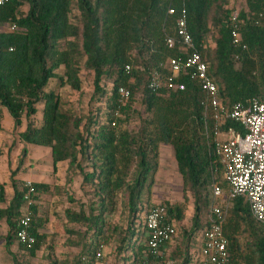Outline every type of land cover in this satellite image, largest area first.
<instances>
[{
    "label": "trees",
    "instance_id": "obj_1",
    "mask_svg": "<svg viewBox=\"0 0 264 264\" xmlns=\"http://www.w3.org/2000/svg\"><path fill=\"white\" fill-rule=\"evenodd\" d=\"M227 4L228 0H186L190 34L216 83L223 109L230 111L235 104L247 105L251 98L264 95V0H246V10L239 13V49L233 45L234 12L224 8ZM182 7V0H9L0 10V131L6 111L15 128L25 122L26 129L20 134L23 144L50 150L55 175L59 164H67V173L82 179L80 189L91 201L88 206L82 203L79 212H69L68 220L86 231L68 233L81 236L82 251L94 258L112 242L110 219L120 196L127 193L132 219L138 218L137 203L151 199L163 145L172 147L184 199L189 200L191 194L195 201L192 230L198 246L200 232L209 226L208 220L205 226L201 219L202 210L209 215L211 186L223 177V167L207 136L208 127L213 137L214 113L203 107L204 94L189 71L175 80L185 85L184 91L148 86L153 72L170 75L169 59L181 54L178 47H167L166 38L177 39ZM170 8L174 15L168 14ZM213 34L211 50L208 38ZM83 62L94 78L93 98L98 105L87 116L65 108L62 95L56 92L65 87L81 91ZM53 81L58 82L56 89L50 87ZM121 87L130 91L129 99L122 100ZM138 92L143 95L142 112L136 104ZM230 129L245 133L239 123L224 119L221 131ZM27 155L23 148L11 175L14 195L10 201L5 186L0 185V223L8 227L5 236L0 234V243L5 242L8 250L18 245L23 254L15 259L16 264H25L26 256L35 257L46 244L48 235L43 230L49 220L40 210V201L43 195L62 189L46 183H32L31 193L26 183L19 188L14 181ZM27 193L30 235L35 240L31 247L17 239ZM161 205L166 208L167 221L177 226L185 220L181 204L166 201ZM152 209L144 216L140 244L134 246L136 264H155L148 255L146 228ZM133 230L131 222L121 241L122 253L131 245ZM224 235L229 241V264H264V226L253 219L245 199L233 201ZM174 239L164 246L157 264L170 260L192 264L194 254L182 257L179 244L170 256L165 254ZM70 245L78 243L74 240Z\"/></svg>",
    "mask_w": 264,
    "mask_h": 264
},
{
    "label": "built area",
    "instance_id": "obj_2",
    "mask_svg": "<svg viewBox=\"0 0 264 264\" xmlns=\"http://www.w3.org/2000/svg\"><path fill=\"white\" fill-rule=\"evenodd\" d=\"M183 1L181 16L177 20V39L166 38V45L170 50L177 47L180 56L169 59L171 74L164 77L153 72L149 81L152 90H158L163 86L168 89L184 91L185 85L176 84L175 80L181 73L191 72L198 82L204 101L202 103L206 111H212L216 124L213 137L207 127V136L213 152L217 155L223 167V177L220 181H214L211 186V206L209 209V226L204 228L197 238L199 250L194 254L192 264H229V241L224 235V224L228 212L234 200L243 198L249 206L253 219L264 226V95L251 98L247 105L235 104L230 111L223 109L218 95V88L213 78L209 75L207 63L197 49L188 28L186 0ZM9 0H0V10ZM175 10L170 8L169 15H174ZM238 15L233 14L231 37L235 48H241L242 38L238 27ZM12 31L16 30L14 25ZM246 50V47L243 48ZM238 59V57H237ZM130 70V67H127ZM122 100L130 97V91L124 87L119 88ZM2 101L0 99V110ZM224 119H230L239 123L244 134L234 129L222 132L221 126ZM225 185V188H224ZM26 188L32 192V183L27 182ZM25 195L27 205L19 220L17 239L31 247L34 238L30 235L32 215L29 211L31 205L30 194ZM166 208L158 204L153 207L146 217V228L149 234L148 255L155 260L163 256V248L177 235V226L165 219ZM165 264H179L175 260Z\"/></svg>",
    "mask_w": 264,
    "mask_h": 264
},
{
    "label": "rangeland",
    "instance_id": "obj_3",
    "mask_svg": "<svg viewBox=\"0 0 264 264\" xmlns=\"http://www.w3.org/2000/svg\"><path fill=\"white\" fill-rule=\"evenodd\" d=\"M225 9L233 10L236 14L246 10V0H228V4L224 6ZM26 12L27 7L23 8ZM215 34L209 36V47L211 50L215 47ZM81 78L82 89L80 92H74L70 87L63 89L57 88L58 82L53 81L50 87L56 89V92L61 94L65 108H72L77 115H91L94 112L96 106L94 104V78L92 74L84 68V62L82 63ZM62 73V72H61ZM142 92L137 93L136 104L139 111H143L142 106ZM42 108L39 107V110ZM41 115V114H40ZM38 121L40 122V117ZM2 134L4 141L0 144V184L5 186L6 200L10 201L14 195L12 190L11 175L17 169L18 162L20 160L19 152L21 154L22 148L19 143V131L20 127L15 128V124L10 123L7 119L2 122ZM172 147L164 145L162 147V155L169 154V150ZM27 158L31 159L29 162L34 164L32 167L31 177L27 181H20L22 176H18L15 179L16 185L21 188L26 182H36L43 174H50L53 169L50 159L46 160V155L41 152L36 153L35 149L28 150ZM172 160L165 165L164 170L161 173L159 180L155 181V186L152 189V197L147 201V198H143L137 203L136 209L137 219H132L128 204L127 193L120 196L119 205L116 213L110 219V232L112 236V242L110 245L103 248L102 255L97 257L89 256V252L82 251L83 238L70 235L69 230H76L78 232H85L86 228L82 225H73L68 220L69 212H79L80 205L82 203L89 205L91 199L84 196L81 191L82 179L73 173H67V164L63 165V168L59 170V177L55 178V184L59 185L62 189L57 194L43 195L40 201V210L43 216L49 220L46 228L43 230L48 235L46 244L40 251L36 253L35 257L26 256L25 264H136L134 257V246L140 244L141 235L143 232V222L145 214L157 204H163L167 200L171 201V204H181L185 212V220L182 223H178V234L174 239V244H179L182 249V257H187L191 253H197L199 246L197 245L195 238L197 235L193 231V217H194V204L195 201L192 195L189 194V200L184 199L183 185L179 172L176 169V159L171 157ZM46 160V161H45ZM39 166H42L40 169ZM39 167V168H38ZM30 171V172H31ZM135 175L133 173L132 180ZM51 180V179H50ZM74 200V202L72 201ZM149 202V203H147ZM1 207V205H0ZM203 223L206 226L208 215L202 210ZM138 220V221H136ZM132 222L133 233L129 236L131 245L122 253L121 241L127 235L128 225ZM8 232V227L5 223H0V234L5 236ZM199 234V233H198ZM108 235V236H109ZM78 243L76 246L70 245L71 242ZM83 252V253H82ZM18 245L16 244L10 250L5 246V242L0 243V264H16L15 259H21V255ZM180 256V255H179Z\"/></svg>",
    "mask_w": 264,
    "mask_h": 264
},
{
    "label": "crops",
    "instance_id": "obj_4",
    "mask_svg": "<svg viewBox=\"0 0 264 264\" xmlns=\"http://www.w3.org/2000/svg\"><path fill=\"white\" fill-rule=\"evenodd\" d=\"M3 114H4V119H3V122H5V120H9L10 121V123H12V119H11V117L7 114V112L6 111H3ZM13 123H14V121H13ZM20 129H21V131H19L18 133H19V135H18V138H19V143H21V145H20V147H23V148H26L27 150H29V154H30V150L31 149H35L36 150V153H42V154H45L46 155V160L47 159H50V163H51V165L53 164L52 163V158H51V152H50V150L49 149H46V148H41V147H34V146H31V145H25V144H23L21 141H20V134L22 133V132H24L25 131V129H26V124H25V122H23V124H22V126L20 127ZM2 134H5V130H4V132L3 131H0V144L1 143H3V141H4V138H3V136H2ZM164 146V145H163ZM163 146H161V148H160V166H159V173H158V176L159 177H161V173H162V171L164 170V167H165V165L166 164H168V162H169V160L171 161L172 160V158L171 157H174V154H173V150L171 149V150H169V154L168 155H166V156H163L162 155V147ZM23 148H22V150H23ZM22 152V151H21ZM19 157H20V152H19ZM28 156V155H27ZM31 159H29V158H26V163H25V165L23 166V168H22V170H21V172H20V176H22V178L20 179V181H27V179H29V178H34V177H31V174H33L34 175V173L31 171L32 170V167H34V164H31L29 161H30ZM45 160V161H46ZM63 165H65V164H59L58 165V172H59V170L61 169V168H63ZM18 167V166H17ZM40 167V169H42V166H39ZM38 167V168H39ZM67 169H68V167H67ZM67 169H66V171H67ZM176 169H177V164H176ZM31 171V172H30ZM178 171V170H177ZM18 175V176H19ZM59 175V173H57L56 175L53 173V169L51 170V173L50 174H43L42 175V177L40 178L41 179V181L39 180V178H35V179H38L36 182H33V183H46V184H55L54 182L52 183V182H50V181H54V179L55 178H57V177H59L58 176ZM159 177L157 178V180H159ZM51 179V180H50ZM27 183V182H26ZM1 185V184H0ZM167 201H169V200H167ZM171 202V201H170ZM174 242L170 245V246H167V248H166V250L164 251L165 252V254L166 255H168V256H170V254H171V252H173L174 250H175V248H174ZM166 251H167V253H166ZM193 254H195V253H193Z\"/></svg>",
    "mask_w": 264,
    "mask_h": 264
}]
</instances>
